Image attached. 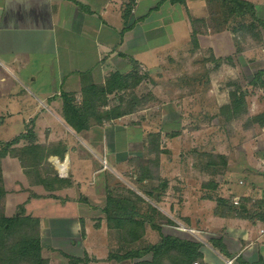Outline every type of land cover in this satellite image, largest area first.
<instances>
[{
	"label": "crops",
	"instance_id": "0c3cea01",
	"mask_svg": "<svg viewBox=\"0 0 264 264\" xmlns=\"http://www.w3.org/2000/svg\"><path fill=\"white\" fill-rule=\"evenodd\" d=\"M248 1L254 4L258 18L264 22V0ZM215 7L214 0H0V124L9 123L7 129L24 124L23 130L15 131L14 138L0 142L15 140L13 148L36 146L46 153L37 169L41 178L36 176L34 167H24L18 157L8 154L2 158L6 213L16 215L23 206L26 214L40 218L42 255L48 264L136 262L110 259L112 233L104 207L108 189L112 188L109 177L119 176L121 164L117 156L124 152L120 145L126 144L129 152V147L135 144L130 136L133 129L124 123L136 113L143 114L144 121L147 109H136L78 133L64 118L62 94H73L81 102L84 86L104 85L111 73H129L137 63L146 78L156 80L152 86L154 94L160 97L158 90L164 87L162 82L168 73L187 72L202 48H212L218 59L230 57V52L221 50L222 44L230 48L234 42L230 20L223 14L220 19L216 17ZM194 31L198 32L197 49ZM113 96L109 95V107L117 101ZM162 117L167 119L164 110ZM121 130L125 131L124 136L120 135ZM142 136L145 137V132ZM148 143L149 140L142 147L145 149ZM104 157L110 161L107 160L106 165ZM193 166L190 163V167ZM161 169L163 171L162 163ZM53 176L63 183L48 188L40 182ZM150 181L142 182L145 185ZM181 186L184 187V204H187L191 198L185 194L186 184ZM201 194V200L212 202L206 197L209 193ZM144 195L142 197L159 210L170 209L172 213V204L167 208L161 200L164 196L158 199L149 192ZM10 198L16 202L13 214L8 211ZM215 208L216 205L203 223L207 227L204 233L208 235L207 243L203 241L206 264H225L229 258L212 246L213 237H222L230 253L236 251L234 244L241 245L233 256L235 264H253V261L264 264V236L259 232L256 241L259 240L260 245L246 242V227L237 231L239 219L220 216ZM186 209L177 214L178 219L183 217L182 222L192 226L194 219L186 215ZM53 216L72 224L76 234L73 242L88 239L84 224L91 219L93 227L103 232L102 249L98 250L96 239L74 253L53 244L46 219ZM46 232L49 234L47 243ZM240 233L243 239L238 237L240 243L236 244V238L231 239V235ZM43 241L49 251L45 252Z\"/></svg>",
	"mask_w": 264,
	"mask_h": 264
},
{
	"label": "rangeland",
	"instance_id": "374dc122",
	"mask_svg": "<svg viewBox=\"0 0 264 264\" xmlns=\"http://www.w3.org/2000/svg\"><path fill=\"white\" fill-rule=\"evenodd\" d=\"M214 4L215 14H218L216 17L220 19L223 11L219 2L214 0ZM229 20L234 42L230 48L222 44L221 50L222 53L230 52L228 55L230 57L218 59L212 48H202L193 60L194 65L188 68L187 72L168 73L162 82L164 87L158 90L161 98L154 94L153 77H150L151 80L145 78L137 89L127 93L125 105L128 106V103L133 101L138 111L142 108L147 109V113L144 114L147 117L143 121L141 118L143 114L136 113L134 118H128L124 123L133 129L130 136H133L135 144L129 147L127 152L126 144L121 143L120 150L124 152L117 156L121 164L119 176L110 175L109 187L112 189H109L118 195H129L132 189L145 196L144 193L152 189V185L158 186L161 183L162 179L156 177L159 175L163 178L162 174H164L163 179L169 183L166 190L158 189L157 195L165 197L164 199L160 196L167 208L172 204V213L170 209L160 210L161 214L155 217L154 225H159L162 233L207 243L208 235L204 233L207 227L203 223L208 215H211L210 210L217 204V199L223 197L237 209L234 214L228 216L239 219L237 224L240 229L237 231H242L241 228L246 227V242L252 241L255 245H260L259 240L256 239L259 238L258 234L264 227V220L260 219L264 216V124L262 123L264 91L262 87H254L249 82L252 79L256 81L264 79V25L250 15L244 17L232 15ZM198 27L201 30V24ZM258 72H262L260 77L253 78ZM235 93L237 96L240 94L243 96V102L238 109L231 107V103L236 98ZM163 110L167 119L162 117ZM6 124L9 123L0 124V140H10L14 138L15 131L20 132L24 128V124H20L14 129H7ZM144 132L145 137L142 136ZM150 132L157 135L160 133L161 150L165 151L160 152V155L157 151L156 154L150 153L147 146L145 149L142 147L143 143L149 140ZM120 135L124 136L125 131L121 130ZM196 145L198 148H195ZM107 160L109 163V159L104 157V165L107 164ZM156 161L159 163H154ZM208 161L216 164L215 169L206 168ZM190 163L194 164L193 168L190 167ZM148 168L155 178L144 185L139 179L143 171ZM208 183L209 186H206ZM211 183L216 187H212ZM182 184H186L188 190L185 194L191 198L187 204H184ZM202 192L209 193L207 195H211L209 199L213 203L210 200H201ZM6 199L7 196L4 198L7 207ZM9 201L8 211L9 214H13L16 202L13 198ZM238 203L240 204L237 205ZM141 206L148 208L147 204ZM184 209L186 215L194 219L192 226L191 223H183L181 220L183 217L178 219L180 217L177 214ZM202 213L205 217H202ZM46 219L51 242L62 246L66 251L77 252L80 247L95 242V239L99 242L98 250L102 249L103 232L93 227L91 219H87L84 224L88 239L82 238L76 242H73L76 238L75 229L69 221L54 216ZM45 227L44 219V227H42L44 231ZM174 230L181 232L176 234ZM241 233L231 235L233 237L231 239L236 238L234 243H240L238 237L243 239ZM44 236L47 243L49 234L46 232ZM110 239L113 252H125L124 248L128 244L124 236L115 232L110 235ZM141 240L139 243H134L135 246L131 244L130 248L140 249L148 244L157 243L161 240V233L158 229L147 225L145 236ZM43 243L46 252L47 244L44 241ZM233 246L237 247L236 251L230 253L231 259L227 260H233L232 264H235L236 258L233 256L241 245ZM152 257L153 254L150 252L145 254L142 260H151ZM159 258L164 259V263L174 264L172 256ZM136 261L141 260L136 259ZM195 262L206 264L205 259H197Z\"/></svg>",
	"mask_w": 264,
	"mask_h": 264
},
{
	"label": "trees",
	"instance_id": "16d2710c",
	"mask_svg": "<svg viewBox=\"0 0 264 264\" xmlns=\"http://www.w3.org/2000/svg\"><path fill=\"white\" fill-rule=\"evenodd\" d=\"M172 1L183 2L184 0ZM216 1L219 2L226 19H229L232 15L243 17L250 15L254 20L260 21L264 25V22L256 14L254 4L248 0ZM197 34L198 32L194 31L193 40L196 48L198 47ZM261 73L258 72L253 78L260 77ZM146 76V74L141 73L140 67L135 63L133 71L129 73H121L120 71L111 73L107 77L104 85L90 84L84 86L81 102L76 100L75 95L63 93V112L66 122L78 133H81L88 130L94 124L100 125L107 120L120 118L126 113L133 112L136 110L134 103H132L133 101H128V106H132V108H129L125 105L127 104L125 97L128 95V92L137 89ZM249 84L254 85V87H262L264 91V79L261 81L252 79ZM110 94H114L117 99L115 105L112 107H109ZM234 97L236 98L231 103V107L238 109L239 105L243 102V96L241 94L237 96L235 93ZM134 100H137L136 96H134ZM106 106L108 107L107 109ZM262 123L264 124V121ZM159 134L157 135L152 132L149 135L150 139L147 149L152 154H156V151L159 152V155L160 152H165L161 150V138ZM173 134L175 135V133ZM14 142L15 140L6 143L0 142V264H48V261L42 255L40 218L26 214L23 206L19 207V213L16 215L9 216L6 213L4 198L7 190L2 170V158L10 154L18 157L24 167H34L36 176L41 178L40 172L37 169L44 161L46 153L44 151L40 152L42 148L36 146L13 148L12 145ZM195 151L197 152V150ZM154 163H159V161ZM213 164L212 161H208L206 168L213 167L215 169L216 164ZM154 178L155 176L152 175L151 170L148 168L143 171L139 180L142 182L146 179ZM156 178L162 179L161 183L158 186H153L147 192H149L150 196L154 195L160 199L161 195H157V190L161 188L166 190L169 182L160 178L159 175ZM40 182L49 188L54 184L58 185L63 183V180L53 176L41 179ZM211 185L214 188L216 187L214 183H211ZM206 186H209V183ZM111 189H108L106 205L104 207L107 223L111 229V233H120L122 237L124 236V240L128 245L124 248V253H110V259H117L118 261L127 259L141 260L136 261L135 264H167L164 263V259L159 258L160 256H172L174 264H193L197 259H204L203 248L205 247V243L203 241L162 233V228L159 225H154L155 217L161 214V211L156 206L148 203L145 198L132 189L129 191V195H118L113 193ZM210 196L206 195L208 198ZM216 202L215 213L220 216L228 217L237 211L223 197H219ZM142 204H147L148 208H142ZM260 219L264 220V216H261ZM147 225H151L160 231L161 240L154 244H148L140 249L138 247L136 249H133L134 247L130 248L131 244L139 243L144 238ZM210 242L214 248L220 250L224 255H232L228 252L222 237H213L210 239ZM150 252L153 254L152 259L142 260L145 254ZM74 262L78 261L75 260Z\"/></svg>",
	"mask_w": 264,
	"mask_h": 264
},
{
	"label": "built area",
	"instance_id": "2783aa9c",
	"mask_svg": "<svg viewBox=\"0 0 264 264\" xmlns=\"http://www.w3.org/2000/svg\"><path fill=\"white\" fill-rule=\"evenodd\" d=\"M105 165H106V163H105ZM260 233L262 236H264V227L261 228ZM232 262H233V260H227L226 264H232ZM194 264H199V262H195Z\"/></svg>",
	"mask_w": 264,
	"mask_h": 264
}]
</instances>
